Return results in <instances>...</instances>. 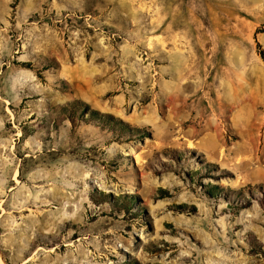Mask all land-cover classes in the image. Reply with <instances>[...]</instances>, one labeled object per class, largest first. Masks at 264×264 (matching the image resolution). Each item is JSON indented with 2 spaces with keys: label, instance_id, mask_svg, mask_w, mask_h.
I'll list each match as a JSON object with an SVG mask.
<instances>
[{
  "label": "rangeland",
  "instance_id": "374dc122",
  "mask_svg": "<svg viewBox=\"0 0 264 264\" xmlns=\"http://www.w3.org/2000/svg\"><path fill=\"white\" fill-rule=\"evenodd\" d=\"M0 259L264 264V0H0Z\"/></svg>",
  "mask_w": 264,
  "mask_h": 264
},
{
  "label": "trees",
  "instance_id": "16d2710c",
  "mask_svg": "<svg viewBox=\"0 0 264 264\" xmlns=\"http://www.w3.org/2000/svg\"><path fill=\"white\" fill-rule=\"evenodd\" d=\"M82 105H83L84 110L88 111V113L90 114V117H92L94 119H102V120L107 121V122L114 119L113 116H111V115L101 114L96 110H91L89 108V106L85 103L76 102V103L72 104V106H74V107L82 106Z\"/></svg>",
  "mask_w": 264,
  "mask_h": 264
},
{
  "label": "bare ground",
  "instance_id": "6f19581e",
  "mask_svg": "<svg viewBox=\"0 0 264 264\" xmlns=\"http://www.w3.org/2000/svg\"><path fill=\"white\" fill-rule=\"evenodd\" d=\"M196 119H197V118H196ZM209 122H210V121H209ZM209 122H208V123H209ZM206 125H209V124L206 123ZM212 126H213V125H212ZM217 126H218V125H217ZM210 128H211V127H210ZM216 129H217V128H216ZM211 130H212V129H211ZM193 133H194V132H193ZM198 134H199V133H198ZM199 135H200V134H199ZM30 260H31V259L27 260L26 262H28V261H30ZM0 261H1V259H0ZM1 264H4V263L1 261Z\"/></svg>",
  "mask_w": 264,
  "mask_h": 264
}]
</instances>
